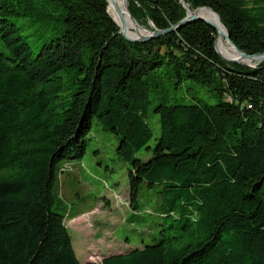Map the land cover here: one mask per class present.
Wrapping results in <instances>:
<instances>
[{"label": "trees", "instance_id": "obj_1", "mask_svg": "<svg viewBox=\"0 0 264 264\" xmlns=\"http://www.w3.org/2000/svg\"><path fill=\"white\" fill-rule=\"evenodd\" d=\"M184 1L218 14L242 53L264 54V0ZM128 8L140 26L168 32L128 42L107 0H0V264H81L53 192L58 172L69 171L62 164L85 155L95 118L132 164L131 209L144 187L156 188L162 222L152 244L101 264H264V62L223 60L217 51L231 59L218 42L216 50L215 29L180 25L181 0ZM19 18L51 35L38 51ZM163 75L174 89L208 87L218 103L158 96L162 132L144 162L137 155L154 138L150 89L162 92Z\"/></svg>", "mask_w": 264, "mask_h": 264}, {"label": "rangeland", "instance_id": "obj_2", "mask_svg": "<svg viewBox=\"0 0 264 264\" xmlns=\"http://www.w3.org/2000/svg\"><path fill=\"white\" fill-rule=\"evenodd\" d=\"M109 11L114 18L110 7ZM14 21L36 51L51 36L44 35L36 25L31 26L28 18ZM148 30L150 29H146L145 35H148ZM223 40L227 41L224 38ZM4 51L0 44V53ZM159 77L166 84L162 92L158 87L153 86L150 89L153 104L148 114V122L153 129L154 138L149 144L151 149H144L137 155L144 162L153 158L154 148L162 132L160 116L154 111V105L160 102L158 96L165 98L170 104L190 105L196 103V99H202L209 104L218 103L217 97L208 87L185 81L181 88L174 89L169 84V78L164 75ZM118 144L119 138L105 131L95 118L87 137L83 158L64 162L62 167H68L69 171L64 174L58 172V182L53 192L56 197L54 211L67 217L65 224L81 264H101L108 256L141 249L152 244L156 233L162 229L157 227L162 222L156 214V188L144 187L140 193L139 209H131L129 170L132 169V164L119 156ZM75 215H80L79 219H71Z\"/></svg>", "mask_w": 264, "mask_h": 264}, {"label": "water", "instance_id": "obj_3", "mask_svg": "<svg viewBox=\"0 0 264 264\" xmlns=\"http://www.w3.org/2000/svg\"><path fill=\"white\" fill-rule=\"evenodd\" d=\"M127 1V0H126ZM108 4H109V0H107ZM181 2L184 4V7L185 9L188 11V16L187 18L182 21V23L180 25H185V24H191L193 22H196V21H202L204 23H206L208 26L212 27L213 29H215L218 33V39L220 37H224L233 47H234V50L235 52L237 53V55L239 56V59H236V60H227L225 59L224 57H222V55H220V53L217 51L218 55L225 61L227 62H230V63H239V64H242V65H246L248 67H252L254 65L252 64H256V63H262L264 62V54H258V55H255V56H249V55H246L244 53H242L238 48L235 47L234 44H232L231 40H230V36L228 34V31L226 30V34H223L220 27L218 26V24H216L214 21L210 20V19H206V18H203V17H200L199 15H197V12L199 10H207L209 11L210 13L216 15L218 17V19L220 20L221 24H222V21H221V18L218 14H216L212 9L210 8H201V9H198L196 10L195 12H192L190 9H189V6L187 4H185V1L184 0H181ZM116 11H117V14L119 15L120 19H121V25L118 24L114 19V22L119 26L120 28V33L122 34V36L130 43H146L147 41L155 38V37H158L159 35H162V34H165L166 32L168 31H165V32H159V33H155V32H152L150 30H148V35H143V36H140L138 38H130L127 36L126 34V23H125V20L123 18V15H122V11L119 9V8H116ZM127 11L132 19V21L136 24L137 27H141L138 22L133 18V16L131 15L130 11H129V8H128V4H127ZM223 25V24H222ZM224 26V25H223ZM225 28V27H224ZM146 30V29H145ZM173 30V29H172ZM170 30V31H172ZM218 39L216 41V50H217V42H218ZM244 60H251L252 61V64H247L244 62Z\"/></svg>", "mask_w": 264, "mask_h": 264}, {"label": "bare ground", "instance_id": "obj_4", "mask_svg": "<svg viewBox=\"0 0 264 264\" xmlns=\"http://www.w3.org/2000/svg\"><path fill=\"white\" fill-rule=\"evenodd\" d=\"M118 3H119V5H118ZM127 4H128V0L127 1L126 0H110L109 7L111 8V11L114 15L113 19L118 24H120V25L122 24L121 19H120L119 15L117 14V11H116V8H119L122 11V15H123V18L125 20L126 29L136 31L141 36L145 35L146 30L143 27H137L136 24L132 21L129 13L127 11ZM197 15H199L200 17L214 21L216 24H218L222 33L226 34V30H225L224 26L221 24V22L218 20V18L214 14L210 13L207 10H201V11L197 12ZM223 38L224 37H220L218 39L219 49L231 60L239 59V56L237 55V53L234 50V47L228 41H224ZM244 62L247 64H252L251 60H244Z\"/></svg>", "mask_w": 264, "mask_h": 264}]
</instances>
